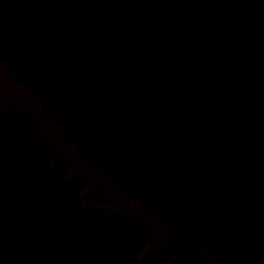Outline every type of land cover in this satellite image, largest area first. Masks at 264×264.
<instances>
[{"label":"trees","instance_id":"1","mask_svg":"<svg viewBox=\"0 0 264 264\" xmlns=\"http://www.w3.org/2000/svg\"><path fill=\"white\" fill-rule=\"evenodd\" d=\"M0 54L189 241L264 264V0H0Z\"/></svg>","mask_w":264,"mask_h":264},{"label":"water","instance_id":"2","mask_svg":"<svg viewBox=\"0 0 264 264\" xmlns=\"http://www.w3.org/2000/svg\"><path fill=\"white\" fill-rule=\"evenodd\" d=\"M0 264H231L131 190L0 54Z\"/></svg>","mask_w":264,"mask_h":264}]
</instances>
